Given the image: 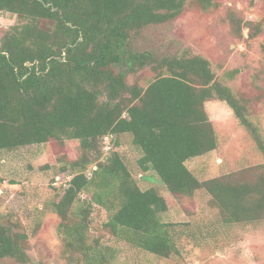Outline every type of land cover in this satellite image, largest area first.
<instances>
[{
    "label": "trees",
    "instance_id": "trees-1",
    "mask_svg": "<svg viewBox=\"0 0 264 264\" xmlns=\"http://www.w3.org/2000/svg\"><path fill=\"white\" fill-rule=\"evenodd\" d=\"M188 7L209 13L219 4L0 0V12L17 19L0 38V154L51 141L76 143L79 151L59 170L66 175L64 183L54 178L52 184L59 189L49 210L59 218L61 264H110L108 248L88 237L91 217L100 211L106 215L103 230L114 241L159 259L179 256L181 240L196 245V236L210 234L208 223H196L194 232L188 222L165 221L168 205L162 191L177 202L205 192L209 207L217 212L218 227L264 222L263 175L251 180L228 174L200 181L186 167L187 161L217 148L204 108L211 101L232 111L264 157V138L248 100L229 85L240 69L218 74L209 59L181 42L160 46L161 40L148 35L175 22ZM227 22L236 37L241 38L243 29L249 40L261 36L264 58L263 19L244 21L230 11ZM143 69L153 75L145 87L127 81ZM260 72L256 78L261 77L264 90V65ZM122 135H129L140 152L139 175L152 172L160 186L139 188L137 175L114 149ZM105 137L112 143L107 152ZM27 247L25 233L0 225V264L4 259L29 263Z\"/></svg>",
    "mask_w": 264,
    "mask_h": 264
},
{
    "label": "rangeland",
    "instance_id": "rangeland-1",
    "mask_svg": "<svg viewBox=\"0 0 264 264\" xmlns=\"http://www.w3.org/2000/svg\"><path fill=\"white\" fill-rule=\"evenodd\" d=\"M217 1L219 7L214 11L202 13L188 7L175 22L149 31L148 35L152 41L161 40L163 44L160 42V46L181 42L209 59L219 70L218 74L225 69L239 68L240 75L229 85L239 96L248 100L251 118L264 138V90L261 77L256 78L264 65L260 52L263 38L258 36L249 40L247 29L242 30L241 38L236 37L229 30L227 22L230 11L244 21L264 20V0ZM16 22L14 15L0 12V38ZM152 78V73L143 69L135 76H128L127 81H137L145 87ZM204 108L217 137V148L187 161L189 171L200 181L228 174L242 178L240 173L251 180L258 175L264 176V157L246 130L237 123L232 111L218 101L207 102ZM108 140H103L105 146L111 143ZM115 141V151L137 175L139 188L145 190L160 186L152 172L139 175L136 165L140 152L132 145L131 137L122 135ZM108 150L104 149V152ZM78 154L76 143L58 145L54 141L0 154V225L10 227L14 233L27 235V264L63 263L62 234L57 231L59 218L50 212L49 205L58 198L59 189L55 191L52 185L54 178L64 183L66 175L59 170ZM162 193L168 205V211L162 216L165 221L188 222L194 225V232L199 229L196 223L200 227L208 223L212 229L210 234L205 233V239L196 236V245L181 240V254L164 260L114 241L103 230L106 215L102 211L96 212L91 217L92 232L88 237L98 238L100 244L108 248V255L113 256L110 264H264V222L256 227H218L215 223L217 212L209 207V196L205 192L198 191L191 200L183 199L180 202L165 191ZM1 264L18 263L13 259H4Z\"/></svg>",
    "mask_w": 264,
    "mask_h": 264
},
{
    "label": "built area",
    "instance_id": "built-area-1",
    "mask_svg": "<svg viewBox=\"0 0 264 264\" xmlns=\"http://www.w3.org/2000/svg\"><path fill=\"white\" fill-rule=\"evenodd\" d=\"M104 139H105V141H106V140H108L109 138H108V137H105ZM108 141H109V140H108ZM104 149H109V146H105ZM93 169H95V167H93ZM57 179H58V178H56V180H57Z\"/></svg>",
    "mask_w": 264,
    "mask_h": 264
}]
</instances>
